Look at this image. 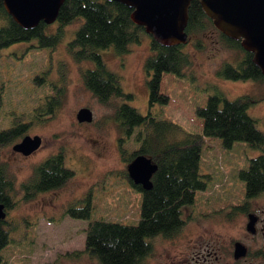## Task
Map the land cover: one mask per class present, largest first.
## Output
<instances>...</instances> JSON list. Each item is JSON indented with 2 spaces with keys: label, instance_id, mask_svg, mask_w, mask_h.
<instances>
[{
  "label": "rangeland",
  "instance_id": "obj_1",
  "mask_svg": "<svg viewBox=\"0 0 264 264\" xmlns=\"http://www.w3.org/2000/svg\"><path fill=\"white\" fill-rule=\"evenodd\" d=\"M81 22L82 18L77 17L63 25L54 46H40L32 38L0 48V129L16 120L27 122L20 134L0 145V162L13 178V195L17 200L4 217L9 242L0 249L3 259L0 264H97L93 256L83 251L87 222L106 219L135 224L138 221L141 191L131 186L123 175L128 162L121 159L118 131L110 119L113 105L121 101L141 114L149 110L158 118L171 120L180 136L199 134V171L205 174L204 188L194 194L195 207L181 208L184 222L180 229L171 237L150 238L149 252L136 264H197L194 240L205 236L221 247L223 264H242L241 260L233 261L228 251L232 248H228L230 240L242 231L244 219L240 214L231 212L227 220L218 214L200 220L191 217L193 214L188 215L194 208H209L212 201L208 199L212 196H242L244 185L238 170L246 167L248 159L259 150L240 140L227 147L218 136L202 135V117L196 109L211 94L220 92L230 99L248 93L255 102L246 112L264 132V80H233L217 75L216 69L222 62L233 63L242 52L227 47L217 31L209 27L190 34L182 44L190 64L180 76L161 73L158 89L167 95V100L155 101L148 109L146 81L151 72L144 69L143 61L150 51V37L143 31L138 42L130 43L122 54L115 53L110 46L99 48L106 68L119 77L123 92L132 95L113 97L108 103H102L81 80V71L93 67V61H76L66 49V42ZM55 29L56 21L48 24L47 31ZM197 37L201 47L193 43ZM54 87L61 90L58 107L51 114L36 115L35 108L45 102V95L51 94ZM82 106L91 110L92 118L88 122L75 119L76 110ZM24 134L40 136V145L27 155L11 149V144ZM137 144L132 136L123 142L127 151ZM59 151L63 165L73 171L72 175L56 188L20 200L19 184L30 175L33 165ZM87 193L91 202L88 218L67 215L65 208L79 204ZM260 203L264 204V197ZM259 240L262 239L257 233L245 242L252 245Z\"/></svg>",
  "mask_w": 264,
  "mask_h": 264
},
{
  "label": "trees",
  "instance_id": "obj_2",
  "mask_svg": "<svg viewBox=\"0 0 264 264\" xmlns=\"http://www.w3.org/2000/svg\"><path fill=\"white\" fill-rule=\"evenodd\" d=\"M131 7L115 0H63L56 16V29L47 31L48 24L39 21L31 28L18 25L3 8L0 0V48L11 43L35 38L40 46H54L60 39L63 25L77 17L81 24L66 42V49L76 61L89 60L94 65L81 71L83 85L92 92L99 102L108 103L113 97L130 98L123 92L119 77L109 71L98 53L99 48L112 47L117 54L127 51L130 43L138 42L144 31L141 25L133 23L129 14ZM215 29L227 47L242 52L234 62H222L216 74L233 80H264L259 68L252 63L251 53L239 44V39H231L219 32L201 10L197 0H191L187 9L186 34ZM148 34V33H147ZM149 53L143 67L150 73L148 87V109L153 102L167 100V95L158 89L162 72L183 75V69L190 64L188 54L182 50V43L161 45L150 34ZM194 45L201 47L200 38ZM1 89V84H0ZM45 95V102L35 108L36 115L51 114L60 103L61 90L54 87ZM255 102L248 93L226 98L218 92L207 97L203 106L197 107L202 117L201 134L218 136L224 146L240 140L257 148V155L248 159L247 165L238 170L243 180L244 194L264 193V132L256 126V119L247 114L246 109ZM110 119L115 124L117 148L121 159L129 162L136 154L150 157L156 169L150 176V187L142 189L124 171L131 186L141 191L139 219L135 224L118 220L94 219L84 228L83 251L93 256L97 264H136L150 250V238L156 235L173 236L182 226V206L193 202L196 191L205 186V174L199 171V134L178 135L177 125L169 119L158 118L148 110L139 113L133 106L121 101L113 105ZM25 121L12 122L0 129V145L20 134ZM132 136L136 147L127 151L123 142ZM62 153L56 152L35 163L30 175L20 182L22 196L26 200L39 191L60 186L73 171L63 165ZM13 178L4 163L0 162V202L5 212L17 202L13 194ZM91 208L87 193L79 204H70L65 213L70 217L86 219ZM4 218L0 219V249L9 242ZM3 261L0 254V263Z\"/></svg>",
  "mask_w": 264,
  "mask_h": 264
},
{
  "label": "water",
  "instance_id": "obj_3",
  "mask_svg": "<svg viewBox=\"0 0 264 264\" xmlns=\"http://www.w3.org/2000/svg\"><path fill=\"white\" fill-rule=\"evenodd\" d=\"M131 7L130 20L141 25L144 31L161 45L185 43L184 30L187 9L191 0H115ZM3 8L23 28H31L40 20L46 24L55 21L63 0H1ZM202 12L212 20L213 26L231 39H239L240 46L251 53V61L264 76V0H197ZM91 110L82 106L75 112L79 122L90 121ZM40 145V136L24 134L11 144L13 151L27 155ZM156 164L145 154H136L126 165V172L133 183L142 189L150 187V176ZM0 202V219L5 216ZM253 218L246 223L252 228ZM241 243L235 242L233 256L244 254Z\"/></svg>",
  "mask_w": 264,
  "mask_h": 264
},
{
  "label": "flooded vegetation",
  "instance_id": "obj_4",
  "mask_svg": "<svg viewBox=\"0 0 264 264\" xmlns=\"http://www.w3.org/2000/svg\"><path fill=\"white\" fill-rule=\"evenodd\" d=\"M189 35L187 34V39ZM263 193H254L251 195H245L243 192L242 196H212L208 199V202L212 201L209 208L199 210L194 208V211L189 213L194 219L200 220L207 217L217 216L224 217L225 220L229 219L231 212L240 214L244 219L242 221V231L238 237L230 240L229 247L232 246L230 254L233 261L241 260L242 264H264V204H261V196ZM22 196V194H21ZM193 206L194 204H185L182 207ZM211 215V216H210ZM249 217L253 218L252 228L248 230L246 223ZM184 221V218H183ZM259 233L261 241H255L254 244H247L245 242L248 238H252L253 235ZM200 235V234H199ZM198 237V235H197ZM196 237V239H198ZM239 242L243 245L245 251L244 254L239 257L233 256L234 243ZM194 246L196 248L195 257L197 264H208L209 261L214 260V264H223L221 261L222 254L220 252V246L210 239L209 236H205L202 239L194 240ZM227 251V252H228Z\"/></svg>",
  "mask_w": 264,
  "mask_h": 264
}]
</instances>
